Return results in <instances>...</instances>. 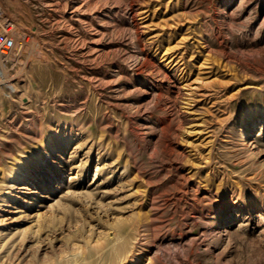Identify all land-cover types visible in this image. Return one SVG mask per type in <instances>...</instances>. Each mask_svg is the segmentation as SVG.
Wrapping results in <instances>:
<instances>
[{
    "label": "rangeland",
    "instance_id": "rangeland-1",
    "mask_svg": "<svg viewBox=\"0 0 264 264\" xmlns=\"http://www.w3.org/2000/svg\"><path fill=\"white\" fill-rule=\"evenodd\" d=\"M0 7V264H264V0Z\"/></svg>",
    "mask_w": 264,
    "mask_h": 264
},
{
    "label": "bare ground",
    "instance_id": "bare-ground-1",
    "mask_svg": "<svg viewBox=\"0 0 264 264\" xmlns=\"http://www.w3.org/2000/svg\"><path fill=\"white\" fill-rule=\"evenodd\" d=\"M14 39L16 41V48L19 49L22 47L23 42H20L21 38L18 35V33L14 35ZM4 60V59H3ZM0 63H1V57H0ZM167 64V63H166ZM2 67V66H1ZM0 67V78H4V73L2 71V68ZM2 88H7V93L5 95H7L8 97H13L14 96V87L13 84L10 83V80L7 79H1L0 80V89ZM6 96V97H7ZM134 226V233H132L130 236V239H147L149 237H151L152 235V218L148 215H138L136 220H134V222L132 223ZM135 226H137V228H135ZM143 228L141 230V232L137 233V231L139 230L138 228ZM132 245V241H129V238L124 240V242L122 243V245H120V248L116 251L115 253V260H116V264L120 263V261H123L125 259H129L128 262L129 264H141L142 263V259H143V251L140 252L139 254H134V255H130L128 256L127 253L129 251V249L131 248ZM129 257V258H128ZM131 257V258H130ZM161 259V258H160ZM163 259V258H162Z\"/></svg>",
    "mask_w": 264,
    "mask_h": 264
},
{
    "label": "built area",
    "instance_id": "built-area-1",
    "mask_svg": "<svg viewBox=\"0 0 264 264\" xmlns=\"http://www.w3.org/2000/svg\"><path fill=\"white\" fill-rule=\"evenodd\" d=\"M3 16V11L0 7V57L6 59L14 53L16 41L14 39L15 33L12 25Z\"/></svg>",
    "mask_w": 264,
    "mask_h": 264
}]
</instances>
